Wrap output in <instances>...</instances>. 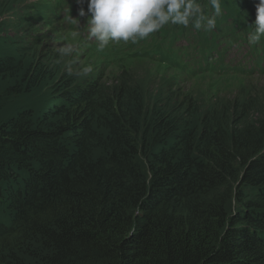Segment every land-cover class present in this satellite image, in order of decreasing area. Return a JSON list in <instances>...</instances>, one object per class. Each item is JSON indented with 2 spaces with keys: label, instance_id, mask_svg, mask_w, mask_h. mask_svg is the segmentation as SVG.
<instances>
[{
  "label": "trees",
  "instance_id": "16d2710c",
  "mask_svg": "<svg viewBox=\"0 0 264 264\" xmlns=\"http://www.w3.org/2000/svg\"><path fill=\"white\" fill-rule=\"evenodd\" d=\"M220 3L213 33L232 41L195 43V71L251 76L222 55L247 45L259 0ZM157 54L196 76L182 49ZM37 56L0 58V264H264L263 95L200 103L164 83L59 78Z\"/></svg>",
  "mask_w": 264,
  "mask_h": 264
},
{
  "label": "rangeland",
  "instance_id": "374dc122",
  "mask_svg": "<svg viewBox=\"0 0 264 264\" xmlns=\"http://www.w3.org/2000/svg\"><path fill=\"white\" fill-rule=\"evenodd\" d=\"M80 1L88 5L85 0ZM2 3L5 8L0 16V58L17 52L33 53L41 55L43 61H48L49 65L56 66L75 81L98 78V81L110 87L117 85L118 81H143L151 89L164 83L170 86L169 90L173 94L184 92L187 97L191 96L200 103L213 99L221 101L223 105H228V102H237L236 105H239L243 100H257L259 95L264 96V74L247 76L206 71L197 74L191 81H183L182 71L167 61L163 63L157 54L158 46L162 49L178 41L195 42L201 48L212 51L232 39L224 40L212 32L205 35L197 31H182L176 24L169 23L135 44L120 42L101 51L97 49L96 43L84 38V34L81 36L69 30L67 23H59L55 16L50 23L31 17L29 9L34 4H52L54 7L55 0H2ZM199 6L205 16L206 10ZM74 7L68 9L69 12H73ZM221 14L216 15L213 10L205 17H214L213 28H217ZM76 17L73 15L71 19ZM77 25L80 28L84 26L81 21ZM65 45L71 46L74 51L70 56L60 57L58 49ZM85 67L89 69L86 74L82 72ZM18 81L20 79L17 78ZM258 118V115L254 116L252 122H257Z\"/></svg>",
  "mask_w": 264,
  "mask_h": 264
},
{
  "label": "clouds",
  "instance_id": "9594fccd",
  "mask_svg": "<svg viewBox=\"0 0 264 264\" xmlns=\"http://www.w3.org/2000/svg\"><path fill=\"white\" fill-rule=\"evenodd\" d=\"M87 12L80 9L79 15L89 16L87 38L95 41L98 50H103L109 43H137L148 38L165 25L180 24L195 28H212L214 17H205L196 0H87ZM216 15L221 13L220 0H211ZM254 32L249 35V44H256L264 36V0L256 5ZM206 20V24L203 22ZM74 49L61 46L60 57L70 56ZM88 68H83L84 74ZM71 74V70H69Z\"/></svg>",
  "mask_w": 264,
  "mask_h": 264
},
{
  "label": "bare ground",
  "instance_id": "6f19581e",
  "mask_svg": "<svg viewBox=\"0 0 264 264\" xmlns=\"http://www.w3.org/2000/svg\"><path fill=\"white\" fill-rule=\"evenodd\" d=\"M68 17L70 18L71 16L68 15ZM40 21H44V20H40ZM201 29V28H200ZM216 28H210L209 32H214ZM209 32H204L205 35L209 34ZM194 43V42H192ZM193 53H198V54H202V51L199 47H192L190 49H188L185 53H184V57L187 58L189 61H192V66L198 68V66H202V64L204 63L203 60L201 58H196V56L193 55ZM205 72V68L203 67L200 71L197 72V74L203 73Z\"/></svg>",
  "mask_w": 264,
  "mask_h": 264
}]
</instances>
